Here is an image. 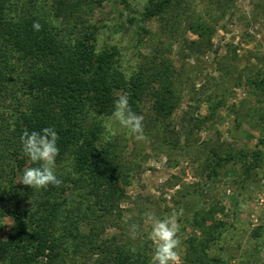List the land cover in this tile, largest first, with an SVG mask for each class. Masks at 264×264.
Returning <instances> with one entry per match:
<instances>
[{"label":"trees","instance_id":"16d2710c","mask_svg":"<svg viewBox=\"0 0 264 264\" xmlns=\"http://www.w3.org/2000/svg\"><path fill=\"white\" fill-rule=\"evenodd\" d=\"M179 2L0 0V175L6 179L0 202L8 205L5 213L13 219L12 232L0 237V264H39L42 258V264H87L86 255L96 257L92 264H150L144 245L112 246L101 238L99 217L126 196L123 185L133 171L119 156L124 146L111 113L117 93H126L134 112L141 113L139 105L149 99L151 124L165 123L179 106L182 82L160 47L151 56L152 70L137 57L135 69L128 68L127 53L114 31L107 30L114 18L122 19L119 24H139L147 17L164 16ZM106 8L108 13L100 11ZM191 12L188 29L198 36L193 43L204 53L202 45L209 43L203 42H209L213 27L204 11ZM36 22L39 30L33 27ZM144 32L148 30L137 26L136 40L144 38ZM248 79L254 95L264 94L260 70ZM207 103L210 118L220 105L210 97ZM44 127L58 132L54 162L61 183L31 189L19 179L26 167L38 164L23 154L20 137L25 130ZM69 151L74 155L70 160L65 156ZM249 154L226 150L222 156L214 151L217 161ZM72 189L79 191L73 207L68 196ZM222 234L218 231L213 240L219 242ZM210 244L201 243L190 264H205Z\"/></svg>","mask_w":264,"mask_h":264},{"label":"rangeland","instance_id":"374dc122","mask_svg":"<svg viewBox=\"0 0 264 264\" xmlns=\"http://www.w3.org/2000/svg\"><path fill=\"white\" fill-rule=\"evenodd\" d=\"M192 10L204 11L213 27L209 42H203L209 43L202 45L204 53L193 43L198 36L188 29ZM100 11L108 13L107 8ZM121 20L112 19L107 31H114L127 53L125 65L135 69L141 59L152 70L151 56L160 47L179 70L181 98L162 124H151L149 99L139 105L142 114H137L143 116L147 134L143 141L117 128V123L111 124L120 132L124 146L119 156L130 162L133 171L123 185L126 196L99 217L101 238L112 246L144 245L151 260L153 245L147 238L145 216L151 213L162 218L175 211L180 240L177 264L193 263L204 241L211 243L208 251L212 250L205 264H264V94L254 95L248 79L259 70L264 76V0H181L164 16L147 17L139 24H119ZM137 26L148 30L139 41ZM208 97L220 105L210 118ZM226 150L250 154L217 161L214 151L225 156ZM255 152L260 155H252ZM65 156L74 157L71 151ZM52 168L59 172L55 162ZM0 176L3 188L6 179ZM78 192H68L72 207ZM0 209L4 213L0 237L6 239L13 219L5 213L9 209L5 202H0ZM133 226H137L135 239ZM83 227L87 231L88 225ZM221 230V240L216 242L213 237ZM83 257L87 264L96 260L91 255Z\"/></svg>","mask_w":264,"mask_h":264},{"label":"clouds","instance_id":"9594fccd","mask_svg":"<svg viewBox=\"0 0 264 264\" xmlns=\"http://www.w3.org/2000/svg\"><path fill=\"white\" fill-rule=\"evenodd\" d=\"M33 27L39 30L38 22ZM111 119L121 128L127 129L137 141L145 140L143 132V116L134 112L129 105L126 93H117L114 100ZM58 132L54 127H44L39 131L25 130L20 137L23 154L30 159L35 167H26L20 176V184L31 189L47 188L49 185L61 183L55 174L52 164L59 152L57 141ZM177 216L173 211L162 218L148 213L145 223L148 225L147 238L152 241L153 252L150 264H177L180 240L177 235ZM137 226H133L132 238L137 235Z\"/></svg>","mask_w":264,"mask_h":264}]
</instances>
